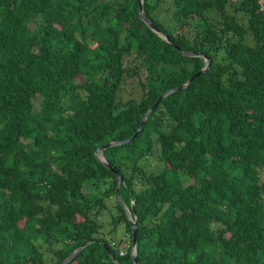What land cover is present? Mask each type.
Here are the masks:
<instances>
[{
    "label": "trees",
    "instance_id": "16d2710c",
    "mask_svg": "<svg viewBox=\"0 0 264 264\" xmlns=\"http://www.w3.org/2000/svg\"><path fill=\"white\" fill-rule=\"evenodd\" d=\"M143 11L210 67L104 150L120 202L97 149L130 138L204 60L154 33L138 0H0V264H60L82 245L68 264H133L126 210L140 264H264V0Z\"/></svg>",
    "mask_w": 264,
    "mask_h": 264
},
{
    "label": "water",
    "instance_id": "95a60500",
    "mask_svg": "<svg viewBox=\"0 0 264 264\" xmlns=\"http://www.w3.org/2000/svg\"><path fill=\"white\" fill-rule=\"evenodd\" d=\"M138 16L139 18L156 34H158L160 37H162L167 43H169L170 45H172L177 51L180 52L181 55L183 56H187V57H201L204 59L205 61V64L204 66L197 72L195 73L194 75H192L190 77V79L185 82L184 84L178 86V87H175V88H172V89H169L167 91H165L164 93H162L157 99L156 101L153 103V105L144 113L140 123H139V126L138 128L136 129L135 133L128 139H125V140H121V141H111L107 144H104L102 146H100L98 149H97V153L98 154H95L96 157L98 159H100L105 167L113 172L116 176H117V179H118V182H117V186H116V195H117V198L118 200L121 202V195H120V187H119V184L121 182V176L119 174V172L108 162V160L106 159L105 155H104V150L111 147V146H115V145H120V144H124V143H130L132 142L140 133L141 129L143 128V125L146 121V118L148 117V115L151 113V111L160 103V101L165 97L167 96L168 94H170L171 92H174V91H177V90H180L184 87H186L195 77L203 74L205 71H207L210 67V58L206 55V54H203V53H197V52H190V51H183L180 49L179 45L172 39L170 38L167 34H165L163 31H161L158 27H156L151 21L150 19L146 16V14L144 13L143 11V0H138ZM127 211V210H126ZM128 214V217H129V220H130V225H131V232H132V240H131V246L133 248V250H130V255H131V259H132V262L133 264H140L139 261H138V257H137V253H136V242H137V235H138V231H137V223H136V220L135 219H132L131 216L129 215V213L127 212ZM83 246L85 245H82L80 247H78L76 250H74L63 262H61L60 264H68L72 259L73 257L83 248ZM113 261H115L114 258H112Z\"/></svg>",
    "mask_w": 264,
    "mask_h": 264
},
{
    "label": "rangeland",
    "instance_id": "374dc122",
    "mask_svg": "<svg viewBox=\"0 0 264 264\" xmlns=\"http://www.w3.org/2000/svg\"><path fill=\"white\" fill-rule=\"evenodd\" d=\"M160 7H162L161 9V13H159V11H156L153 13V16H157L158 19L162 20L165 24L168 23L169 21V16H167L170 11L167 7V5H164L163 2L161 3ZM159 13V14H158ZM214 18L216 17L215 13H210ZM148 165L146 166L145 164V170H153V169H158L162 166V162L159 160V158L154 154L153 156H150L149 160H148ZM262 178H264V173H261ZM182 178V182L186 185L189 184L193 181L192 178L187 177L186 175H181ZM93 187L92 183H88L87 185H85L84 187V192L88 193L90 192V189ZM107 203V210H104L103 213L100 216V221L104 223V227H103V235H106V233H108L110 230V228H112V224H111V216L112 214H115V208H114V204H115V199L109 198L106 200ZM109 220V224H107L106 222ZM111 236L113 237V239L115 241L118 242H122V246L124 247V237H125V228L123 224H120L115 231L111 234Z\"/></svg>",
    "mask_w": 264,
    "mask_h": 264
},
{
    "label": "clouds",
    "instance_id": "9594fccd",
    "mask_svg": "<svg viewBox=\"0 0 264 264\" xmlns=\"http://www.w3.org/2000/svg\"><path fill=\"white\" fill-rule=\"evenodd\" d=\"M156 27H157V26H156ZM161 31H162V30H161ZM165 34H166V33H165ZM157 35H158V34H157ZM180 49H181V48H180ZM183 51H184V50H183ZM190 52H191V51H190ZM197 53H199V52H197ZM207 56H208V55H207ZM208 57H209V56H208ZM200 58H201V57H200ZM209 58H210V57H209ZM202 59H203V58H202ZM203 60H204V59H203ZM204 64H205V61H204ZM203 66H204V65H203ZM203 66H202V67H203ZM202 67H201V68H202ZM127 212L129 213L128 210L126 211V213H127ZM127 215H128V214H127ZM129 215H130V213H129ZM128 246L130 247V250H133V248H132V246H131V242H130V245L128 244Z\"/></svg>",
    "mask_w": 264,
    "mask_h": 264
}]
</instances>
